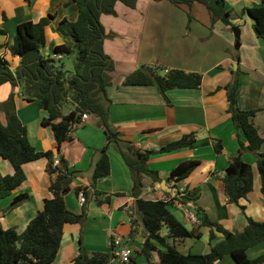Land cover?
I'll return each instance as SVG.
<instances>
[{
	"label": "crops",
	"instance_id": "1",
	"mask_svg": "<svg viewBox=\"0 0 264 264\" xmlns=\"http://www.w3.org/2000/svg\"><path fill=\"white\" fill-rule=\"evenodd\" d=\"M68 0H0V28L7 35L2 44L12 41L19 24L39 22L49 14L55 19L45 29L44 56H53L56 46L66 39L57 27L63 19L75 21L78 9ZM261 6V0H226V9L234 11L233 23L242 31L240 62L235 60L234 34L221 22L212 24L207 8L194 3L192 6L175 5L169 1L139 0L135 9L121 2L116 4V15H102L101 23L107 37L105 53L115 64L109 73L112 84L107 87L111 101V123L118 130L122 142H128L141 152L157 151L185 135L195 134L192 147L151 156L149 169L158 172L160 181L145 179L141 198L147 200H174L185 194L190 199L186 205L175 201L170 209L191 231L200 233L177 243L186 254L205 255L210 252V228L187 220L185 210L195 213L200 207L211 220L220 223L231 232L243 231L247 225L246 214L256 221H264V194L256 158L251 153L244 155L245 162L253 167V191L240 200L239 205L228 203L222 178L231 159L238 154L239 140L245 136L238 131L228 113L227 94L224 89L232 80V72L242 71L239 88V107L242 110H258L254 124L264 137V40L256 36L253 21L247 16L239 17L244 8ZM190 16L192 20H190ZM5 55L15 70L19 57ZM66 59H64L65 61ZM142 65L165 69H180L203 75L199 89H175L167 93L170 104L155 87L123 86L121 82ZM15 92L17 114L27 127L30 142L38 151H53L55 157H63L71 171L77 172L72 189L65 197L69 211L81 214L83 206L76 193L77 188L86 189L87 218L82 224H66L58 258L54 264H73L83 246L91 252H113V240L121 238L123 245L130 247L138 264H149L141 253L145 231L140 223L133 224L132 217L139 219L134 211L136 199L132 195L133 178L125 160L115 145L108 151L111 174L99 179L93 186V165L106 142L104 129L99 119L89 115L72 132L71 140L57 152V142L49 128L42 125L47 112L36 103L26 102L19 88L10 83L0 86V104ZM2 116V115H1ZM222 142L224 149L217 154L214 142ZM264 153V144L261 147ZM201 160V166L180 183L169 180L171 172L182 162ZM48 160L40 159L24 166L27 180L5 202L0 201V220L5 229L15 227L22 233L29 222L43 210L44 201L52 197L49 186ZM12 165L0 157V174L13 175ZM177 189V190H176ZM29 193L31 200L9 210L12 200ZM99 193V196L97 195ZM110 198L109 202H104ZM10 203V205H9ZM163 235H167L165 229ZM221 237V234H218ZM264 254V242L248 251L250 259ZM151 262L159 264L156 253ZM216 264H235L226 256ZM264 264V263H263Z\"/></svg>",
	"mask_w": 264,
	"mask_h": 264
},
{
	"label": "trees",
	"instance_id": "2",
	"mask_svg": "<svg viewBox=\"0 0 264 264\" xmlns=\"http://www.w3.org/2000/svg\"><path fill=\"white\" fill-rule=\"evenodd\" d=\"M169 1L175 5L192 6L194 3L204 5L211 17L212 24L223 23L234 34L235 60L240 62L242 31L233 23L234 11L226 9V0H153ZM31 4V0H26ZM121 2L135 9L139 0H68L75 4L78 18L75 21L63 19L57 30L66 39L65 44L56 46L53 56L46 57L42 49L46 44L45 29L55 19L52 14L39 22L26 21L19 24L14 39L6 44L0 42L9 51L11 57H19L20 62L15 70L5 55H0V86L10 83L19 88L22 98L29 103H36L47 112L42 125L49 128L57 142V152L62 145L71 140L73 130L82 122V115L88 114L99 119V126L104 129L106 142L99 150V157L93 165V186L99 179L111 174V163L108 155L111 145H115L125 160L133 178L132 195L136 199L134 211L139 219L133 218V224L140 223L145 231V240L141 253L147 257L149 264L152 253H156L159 264H216L226 256H231L235 264H263L264 254L250 259L248 251L264 242V221H256L246 215L247 225L243 231L231 232L220 223L210 219L205 210L195 208L200 225L209 227L211 246L205 255L185 254L178 249L177 243L189 238L200 237L201 234L189 230L171 211L170 206L179 201L187 204L190 199L185 194L174 200H147L141 198L145 188V179L159 182L158 172L149 169L148 161L153 155L169 153L192 147L196 144V135L189 134L180 140L171 142L157 151L141 152L135 150L128 142H122L118 130L111 123V101L107 95V87L112 84L109 73L115 71L113 60L105 53L104 41L107 37L101 23L102 15H116V4ZM237 16L253 21L256 36L264 40V0L261 6L244 8ZM192 17L190 16V20ZM7 32L0 28V39ZM62 56V58H58ZM69 56L75 57L73 71L66 68L65 61ZM242 71L238 68L232 72L231 82L224 87L227 94L228 113L238 131L246 141L239 140L238 154L233 157L222 178L225 196L228 203L239 205L246 198L254 185L253 167L245 162L244 155L251 153L257 162L264 194V144L254 124L258 110H242L239 107V88ZM203 83V75L186 72L180 69H165L158 66L142 65L128 75L121 84L130 87L151 86L157 88L170 104L167 93L175 89H199ZM2 115V116H1ZM217 154L223 152L221 141L214 142ZM0 157L8 161L13 175L0 174V201L9 198L27 180L24 166L28 163L47 159L46 171L51 177L49 191L51 198L44 201L40 211L19 233L15 227L5 229L0 220V264H54L58 258L66 224H84L87 218L86 205L81 214L68 210L65 197L72 189L73 178L77 174L71 171L68 162L60 157V164L55 165L53 151H38L30 142L27 127L17 114L15 92L7 101L0 104ZM202 164L193 159L182 162L170 174L169 180L180 183L187 179ZM83 192L88 199L86 189L77 188L79 195ZM99 196V193H97ZM29 193L16 196L9 210L29 202ZM107 198L104 202H109ZM167 229V235L163 230ZM218 234L222 236L219 237ZM82 238L79 255L73 264H138L132 256L129 262H113V253L91 252L84 248Z\"/></svg>",
	"mask_w": 264,
	"mask_h": 264
},
{
	"label": "built area",
	"instance_id": "3",
	"mask_svg": "<svg viewBox=\"0 0 264 264\" xmlns=\"http://www.w3.org/2000/svg\"><path fill=\"white\" fill-rule=\"evenodd\" d=\"M58 58H62V56H59ZM89 119V115L88 114H83L82 115V121H85ZM54 164L55 165H59L60 164V158L59 157H55L54 160ZM79 201L82 205L85 204L86 202V196L83 192L79 193ZM185 214L187 217V220L192 222L193 224H198L199 218L197 216L196 213L190 211L189 209L185 210ZM113 262L117 263H123V262H129V260L131 259V257L133 256V251L130 247L123 245V241L121 238H117L115 240H113Z\"/></svg>",
	"mask_w": 264,
	"mask_h": 264
},
{
	"label": "rangeland",
	"instance_id": "4",
	"mask_svg": "<svg viewBox=\"0 0 264 264\" xmlns=\"http://www.w3.org/2000/svg\"><path fill=\"white\" fill-rule=\"evenodd\" d=\"M74 63H75V57L74 56H69V57H67L66 58V60H65V65H66V68H67V70H69V71H73V68H74ZM8 199H5L4 201H1V202H5V201H7ZM9 205H10V203H9ZM165 231L167 232V229L165 228ZM178 249H179V247H178ZM180 250V249H179ZM180 251H182V250H180ZM183 252V251H182ZM184 253V252H183ZM186 254V253H185Z\"/></svg>",
	"mask_w": 264,
	"mask_h": 264
},
{
	"label": "water",
	"instance_id": "5",
	"mask_svg": "<svg viewBox=\"0 0 264 264\" xmlns=\"http://www.w3.org/2000/svg\"><path fill=\"white\" fill-rule=\"evenodd\" d=\"M177 190V189H176Z\"/></svg>",
	"mask_w": 264,
	"mask_h": 264
}]
</instances>
